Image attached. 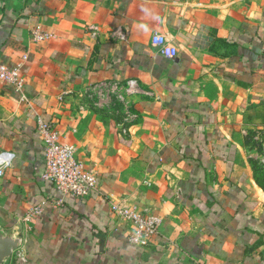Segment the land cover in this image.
<instances>
[{
    "label": "crops",
    "instance_id": "1",
    "mask_svg": "<svg viewBox=\"0 0 264 264\" xmlns=\"http://www.w3.org/2000/svg\"><path fill=\"white\" fill-rule=\"evenodd\" d=\"M0 62L24 80L0 82V150L15 154L0 228L23 234L9 264H264L263 183L245 148L264 129V0H0ZM91 82L132 85L135 117L78 103ZM38 120L97 190L65 195L42 177ZM117 201L161 217L149 244L127 240Z\"/></svg>",
    "mask_w": 264,
    "mask_h": 264
},
{
    "label": "built area",
    "instance_id": "2",
    "mask_svg": "<svg viewBox=\"0 0 264 264\" xmlns=\"http://www.w3.org/2000/svg\"><path fill=\"white\" fill-rule=\"evenodd\" d=\"M32 37L34 41H41L49 38L50 34L36 29L32 32ZM151 45L168 59L174 58L178 53L177 48L158 32L151 36ZM0 82L20 90L24 83L20 68H11L0 62ZM36 128L44 147V179L51 181L63 194L75 197H87L99 188L96 173L78 157L73 144L60 140L51 123L38 120ZM14 157L12 151L0 150V176L11 165ZM110 209L115 217L128 224L126 238L134 244L146 246L159 232L161 217L148 208L117 201L110 202Z\"/></svg>",
    "mask_w": 264,
    "mask_h": 264
},
{
    "label": "rangeland",
    "instance_id": "3",
    "mask_svg": "<svg viewBox=\"0 0 264 264\" xmlns=\"http://www.w3.org/2000/svg\"><path fill=\"white\" fill-rule=\"evenodd\" d=\"M73 90L76 101H83L91 107L104 108L102 112L110 119L131 121L136 92L132 85L122 86L110 82L80 84ZM127 118V121L125 119ZM245 148L250 153V165L264 190V129H255L247 135Z\"/></svg>",
    "mask_w": 264,
    "mask_h": 264
},
{
    "label": "water",
    "instance_id": "4",
    "mask_svg": "<svg viewBox=\"0 0 264 264\" xmlns=\"http://www.w3.org/2000/svg\"><path fill=\"white\" fill-rule=\"evenodd\" d=\"M22 239L21 223H17L11 231L0 228V264H9L12 252L20 246Z\"/></svg>",
    "mask_w": 264,
    "mask_h": 264
}]
</instances>
